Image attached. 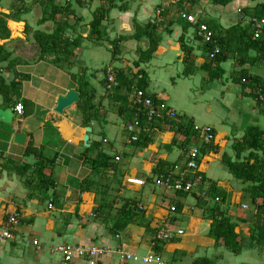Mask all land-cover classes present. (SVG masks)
Returning a JSON list of instances; mask_svg holds the SVG:
<instances>
[{
  "label": "crops",
  "instance_id": "crops-1",
  "mask_svg": "<svg viewBox=\"0 0 264 264\" xmlns=\"http://www.w3.org/2000/svg\"><path fill=\"white\" fill-rule=\"evenodd\" d=\"M5 1L0 0V20L9 35L0 33V42L9 59L0 64V79L20 86L17 103L24 112L15 115L10 125L0 122V227L10 213L18 215V224L11 230L13 238L0 241V264H61L62 254L56 250L59 246L100 249L103 254L95 264H126V254L142 257L150 253L164 264H264V187L261 193H253L254 187L262 186L236 179L225 165L252 166L255 159H264L252 144L257 133L264 140V115L258 110L261 105L249 96L250 88L235 81L241 71L264 80V63L243 65L256 53L235 40L234 34L227 36L231 39L227 42L228 59L221 69L224 76V69L233 66L229 78L233 82L228 85L221 75L212 87L221 97L230 96L223 105L230 115L229 123L219 120L196 126L189 111L174 104L178 98L171 94L177 87L169 82L174 74L177 79H187L180 87L195 95L191 81L197 70L205 74L200 67L206 62L198 23L207 24L221 38L234 27L247 29L249 35L250 19L258 18L256 13L264 7V0H229L224 6L210 0L178 4L125 0L110 11L99 37L91 36L90 23L102 0ZM229 5L230 14L226 10ZM183 13L193 15L196 23L184 20ZM230 16L233 19L229 20ZM147 25L154 28L158 53L134 67L140 51L148 50L150 43L145 36L137 41L133 35ZM45 37L66 44L64 61L55 58V64L40 59L41 39ZM108 38L114 39L110 59L99 57L108 54ZM184 49L191 51L195 61L189 77H183ZM80 54L83 57L73 62ZM93 59L102 64L100 80L92 75L87 79L98 111L95 119L84 125L76 108L70 107L61 115L54 108L59 96L71 90L78 93L79 82L72 68L85 75L93 70ZM170 65L178 66L166 72ZM127 68L130 74L133 70L145 78L144 92L154 102L173 110L177 118L191 119L195 129L211 131L217 149L203 157L208 164L201 165L198 172L187 170V153L191 148L199 149L202 139L183 146L184 137L168 123L177 118L140 122L132 103L134 94H115L108 89L109 73L126 72ZM0 109H7L1 96ZM129 125L134 126L136 142H131L126 132ZM250 131L252 137L248 136ZM17 133L26 135L24 146L13 143ZM28 144L42 155L39 170L51 183L47 191L42 190L45 183L39 184L37 160L25 154ZM99 155L105 157L106 167ZM167 174L174 180L182 176L193 183V189L187 193L167 191L156 181ZM196 174L203 176L201 182L195 181ZM122 209L130 211L131 220L124 230L115 231L113 226ZM221 219L233 227L230 240L211 235L214 222ZM162 230H181L183 234L156 242L154 236ZM69 264H89V258L75 256Z\"/></svg>",
  "mask_w": 264,
  "mask_h": 264
},
{
  "label": "trees",
  "instance_id": "trees-1",
  "mask_svg": "<svg viewBox=\"0 0 264 264\" xmlns=\"http://www.w3.org/2000/svg\"><path fill=\"white\" fill-rule=\"evenodd\" d=\"M125 0H102L103 5L96 10V12L93 14V20L90 23V30H91V36L92 37H99L100 36V29L103 22L107 21L109 17V13L111 10L115 9L118 2H124ZM213 2L214 5H221L224 6L229 0H210ZM256 17L258 18H264V7L261 6L258 8ZM214 29L212 32L214 33ZM154 28L152 26H145L143 28H138L135 30V33L133 35L134 39L139 41L144 36L149 39L150 48L146 51H140L139 53V59L134 64V67H138L140 64H145L151 60V58L158 53V44L157 40L153 36ZM0 33L4 35H9V30L6 28L5 24L1 23L0 20ZM248 30L242 29L239 27H234L226 32L223 38H221L220 34H214L213 42L211 44H206L205 51H206V62L200 67L201 71L204 72L207 75V79L209 81H214L216 79H219L222 75L223 71L221 69V64L225 63L228 59V44L227 42H230L231 39L227 36L230 34H234L235 40L242 41V43H245V47L248 50H252L256 53L255 58L249 59L247 58L244 60L243 65H254L255 62L257 65H261V63H264V37L260 40H252L251 34L247 35ZM2 36V35H1ZM0 36V40H3ZM44 43H42V52L40 54V59L44 61H50V62H57L55 60H62V58L68 56L67 46L66 44H59L56 40L45 37L41 39ZM117 44V43H116ZM44 46L47 47V49H44ZM215 47L219 48V53L215 55L213 58L210 57L211 52ZM191 51L188 49H184V58H183V64H184V71H183V77H189L194 73L195 69V61L193 57H191L190 54ZM9 59V55L6 52V50L3 47V44L0 42V64L7 61ZM260 63V64H259ZM56 64V63H55ZM238 77L235 79L236 83L240 84L242 88H250L251 93L249 96L253 98V100L258 104L261 105L264 103V80H261L259 78L248 76L247 73L241 71L238 73ZM116 76V82L117 87L112 88L113 93L120 94L123 91L126 93H129L130 95L134 94V97L138 91L144 92L146 88V81L141 74L135 75L133 80H129L126 77V73L123 71H115ZM106 81V80H105ZM19 90L20 86L17 85L15 82H11L9 84H6L4 80L0 79V96L5 101L7 108L11 106H15L17 104V101L19 99ZM77 91L79 93V100L75 105H73V108H76V110L80 113V116L82 117L84 121V125H87L89 122L95 119L97 114V107L93 105L94 100V92L92 89L87 88V84L82 83V81H79V85L77 87ZM134 99L132 100L133 103ZM24 103V102H23ZM135 109L138 110V120L143 122L145 120L144 115L142 113V109L135 106ZM139 122V123H140ZM170 127H177L178 133L181 134L182 137H184V144L183 146L189 145L190 141H196L198 140V132L194 128V124L191 119H187L184 117L177 118L174 121H169ZM253 131L249 132L248 136H251ZM252 137V136H251ZM257 140H254L253 146L254 149L257 151H261V153L264 155V140L262 139V134H256ZM199 147V152L201 156L205 157L206 154L211 150H216L217 146L213 145V141L210 143L202 144ZM25 154L33 156L37 162L38 165L36 166V169L39 170V168L42 169L41 164L43 159L40 151L33 148L32 145L28 144L25 150ZM99 160H102V164L104 167H106V164L103 161L105 160V157L102 155L97 156ZM225 165L228 167L230 172L233 174V176L236 179L249 181L252 184H257L262 187H258L253 189V193L262 192V189L264 187V159L263 160H256L252 166H249L248 164H229L225 163ZM40 175L39 184H44V187L42 190L47 191L48 185H49V178L46 177L43 173H40V170L38 172ZM51 184V183H50ZM119 218L116 220L115 225L113 226V229L115 231H121L124 230V228L127 226V224L130 222L131 214L130 211H126L122 209L119 214ZM233 227L226 221V220H219L215 221L213 225V230L210 231L211 235L213 237H225L227 240L232 239L234 236L232 234ZM221 230V234H219V231ZM216 236H215V235ZM217 238V237H216ZM226 240V241H227ZM234 247H237V244L234 242Z\"/></svg>",
  "mask_w": 264,
  "mask_h": 264
},
{
  "label": "built area",
  "instance_id": "built-area-1",
  "mask_svg": "<svg viewBox=\"0 0 264 264\" xmlns=\"http://www.w3.org/2000/svg\"><path fill=\"white\" fill-rule=\"evenodd\" d=\"M183 0H169L170 4H178ZM160 10L157 12L159 14ZM181 17L190 24H195L196 19L193 15L182 14ZM250 31L252 40H260L264 37V18H253L250 19ZM197 35L200 38L203 44H211L213 42L214 33L205 23H198L197 25ZM219 53V48L215 47L210 54V57L213 58ZM108 89L117 87V82L115 80V75L109 73L107 77ZM133 105L142 109L145 121L147 124H152L155 121L168 119L174 120L177 118L176 113L173 110L165 108L162 104L156 103L153 99L148 96L145 92L138 91L134 97ZM14 115L22 116L24 108L22 104L17 103L12 109ZM199 135V138L206 144L214 140L213 134L209 129H196ZM126 132L130 135V141H138V137L134 135V126L129 125L126 128ZM208 160L204 159L201 156L198 148H191L187 153V170L192 172H198L201 165H207ZM203 176L201 174L195 175V181L201 182ZM159 186L165 187L167 191L173 192H183L187 193L193 189V183L185 180L182 176H179L177 179H173L171 174L162 175L157 180ZM51 207V206H49ZM171 211L175 212V207H171ZM264 217V211H263ZM18 224V215L14 212L10 213L7 216V219L3 226L0 227V241H7L13 238L11 230ZM183 231L179 230L175 233L169 230H162L156 233L154 240L157 241H170L177 235H182ZM59 253L62 254L61 264H69L75 256L78 257H88L89 264H95L97 258H99L103 251L100 249H90V248H81V247H67L59 246L56 249ZM126 264H164L161 258L154 254H147L146 256H138L126 254L124 256Z\"/></svg>",
  "mask_w": 264,
  "mask_h": 264
},
{
  "label": "rangeland",
  "instance_id": "rangeland-1",
  "mask_svg": "<svg viewBox=\"0 0 264 264\" xmlns=\"http://www.w3.org/2000/svg\"><path fill=\"white\" fill-rule=\"evenodd\" d=\"M4 2H6V1L4 0ZM205 9L207 11V8H205ZM226 10H227V13L230 14L231 5H229ZM231 19H233L232 16H230L229 20H231ZM107 42L110 44V47L107 48L108 54L104 52V54L99 56V57L104 56V58H105V56H107L110 59V58H112V54L114 51V48L112 49V47H113L112 44L114 42V39L108 38ZM77 55H76V57L72 58L73 62L76 61L77 59H80L81 57H83V55H81V54L78 57H77ZM125 59H127V58H125ZM130 59H131L130 62H132L133 58H130ZM93 60L96 63L95 64L93 61L90 62L91 64H93V70H91L90 72L87 71V73L84 72L85 75H82V73L79 70L75 69L77 67L72 68V73H74L73 76L75 77L74 79H76V81H78V82L82 81V83L89 84L87 79H89L90 75H92V79L94 77H96L97 80H100V77L102 74L100 65H102V64H101V62L96 61L95 59H93ZM122 62H124V61H122ZM118 66H119V63H115V67H118ZM130 66H132V63H130ZM170 66H172V65H170ZM177 66L178 65H173L171 68L167 69L166 72L172 71L173 69L177 68ZM232 69H233V66H231V69H228V68L224 69L226 74L224 76L222 75L223 76V79H222L223 82L228 81V85L232 84V82H233L232 80L229 79L230 74L232 72H234V70H232ZM129 70H131V69L127 68L125 70L126 71L125 72L126 77L129 80H133V78L135 77V71L133 72V70H132L131 74H130ZM196 72H195L196 73L195 76L193 77V79L191 81V84L194 86V90L192 91V93L194 92L195 95L189 94L187 91H185L184 89H182L180 87L181 82H188L187 79H177L175 74H174V79L169 80L170 83H175V87H177V89L171 94V96L173 98H178L176 103H174V104L183 108V109H186L187 111H189L190 116H193V118H194L196 126L197 125H200V126L213 125L212 121L214 123V121L217 122L219 120H223L225 123H229L230 122V120H229L230 115L226 113V110L224 109L223 105H224L225 99H227L228 102L230 101V96L221 97L219 95V92H216L213 90L212 85L215 81H209L207 79V77L203 76L205 74L200 73L198 70ZM235 85H237V84H235ZM237 86H239V85H237ZM87 88H88V90L91 89L89 85H87ZM176 93H177V95H176ZM93 105H94V100H93ZM258 110H259V112L262 113V115H264V103L261 104V106ZM177 111L181 112L180 110H177ZM262 260H264V257L262 258ZM261 261H259V262H261Z\"/></svg>",
  "mask_w": 264,
  "mask_h": 264
},
{
  "label": "water",
  "instance_id": "water-1",
  "mask_svg": "<svg viewBox=\"0 0 264 264\" xmlns=\"http://www.w3.org/2000/svg\"><path fill=\"white\" fill-rule=\"evenodd\" d=\"M78 101V93L69 91L65 96H59L56 100L54 112L61 115L65 110L75 105ZM14 113L12 108L0 109V122L10 125L14 119ZM27 137L23 133H17L13 136V143L18 146H24ZM88 138L85 136L84 138Z\"/></svg>",
  "mask_w": 264,
  "mask_h": 264
},
{
  "label": "clouds",
  "instance_id": "clouds-1",
  "mask_svg": "<svg viewBox=\"0 0 264 264\" xmlns=\"http://www.w3.org/2000/svg\"><path fill=\"white\" fill-rule=\"evenodd\" d=\"M13 108H14V107H13ZM13 108H12V109H13Z\"/></svg>",
  "mask_w": 264,
  "mask_h": 264
}]
</instances>
